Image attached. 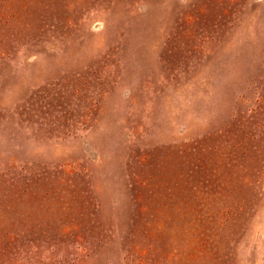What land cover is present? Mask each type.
Here are the masks:
<instances>
[{
    "label": "rangeland",
    "instance_id": "1",
    "mask_svg": "<svg viewBox=\"0 0 264 264\" xmlns=\"http://www.w3.org/2000/svg\"><path fill=\"white\" fill-rule=\"evenodd\" d=\"M0 264H264V0H0Z\"/></svg>",
    "mask_w": 264,
    "mask_h": 264
}]
</instances>
